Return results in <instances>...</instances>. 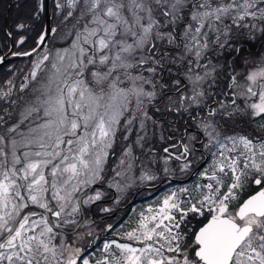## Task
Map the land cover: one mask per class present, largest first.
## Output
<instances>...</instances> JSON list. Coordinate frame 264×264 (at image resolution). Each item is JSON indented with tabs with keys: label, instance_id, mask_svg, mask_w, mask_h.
Masks as SVG:
<instances>
[{
	"label": "rangeland",
	"instance_id": "1",
	"mask_svg": "<svg viewBox=\"0 0 264 264\" xmlns=\"http://www.w3.org/2000/svg\"><path fill=\"white\" fill-rule=\"evenodd\" d=\"M65 3L63 6L59 2L58 8L66 7L70 24L54 27L49 43L31 58L28 72L19 81H13L8 95H4L12 97L5 100L0 94V103L3 100L5 103L0 108V239L10 232L24 208L35 205L49 211L44 200L47 190L44 172L53 160L59 162L55 165L59 171L52 178L53 191L48 189L47 193L60 218L54 219L52 225L73 231L84 221L79 232L66 235L53 230L43 213L29 210L1 247L0 264H70L74 256H81L99 237L103 238L101 232L106 235L112 223L95 222L89 215V207L96 200L105 199V192L97 188L86 195L82 201L83 213L79 199L92 186L103 183L107 174L106 184L117 192L128 190L122 183L152 181L147 84L159 91V77L166 73L174 76L173 87H182L180 81L185 79L195 97L202 88L206 89L214 74L213 57L221 60L223 53V57L228 56L235 48V23L240 22L236 14L242 11L250 15L243 14V23L253 20L264 24V0H202L187 12L182 10L193 0L186 3L184 0H66ZM259 23L260 26L253 25L251 30H245L244 25L243 31H237L239 38L245 37L247 31L252 42L253 38L257 39L251 44L254 49L260 42L264 44V28ZM169 26H175L179 33ZM177 35L182 37V49L178 47ZM153 44L162 47V52H156ZM169 46L171 49L167 50ZM162 54L158 60L163 61L158 65L147 56L157 58ZM257 54L260 59L242 61L239 66L248 72L243 84L248 103L241 113L237 111L235 117L229 118H238L237 121L229 126L206 128L211 145L218 139L226 141L218 147L224 154L219 159L216 157L212 171L206 170L203 175L202 195L195 202L199 205L180 210L186 203V190L165 194L155 205L141 204L139 230L133 232L135 242L113 238L104 242L105 247L115 248L119 253L117 264H196L183 260L187 252L180 250L177 242L179 224H192L193 216L201 215L235 219L236 200L244 193L246 183L253 184L255 179L264 183V155H261L264 145L260 142L264 131L255 130L243 118L246 114L254 118L264 113V47ZM140 62L152 64L140 70L135 68ZM178 74L182 78L176 77ZM134 100L141 102L142 107ZM124 118L130 119L125 121L126 126L138 120L143 135L116 141L115 130ZM133 131L129 127L127 135ZM133 152L139 155L138 159ZM230 152L234 153L226 159ZM53 155L54 158L45 162ZM21 161L23 168L15 165ZM110 171L120 182L110 181ZM227 177L230 182L226 186ZM112 211L102 209L103 213ZM237 222L241 226L251 225L253 231L238 249L232 264H255L253 257L264 260V217ZM88 262L87 258L82 259V264Z\"/></svg>",
	"mask_w": 264,
	"mask_h": 264
},
{
	"label": "flooded vegetation",
	"instance_id": "2",
	"mask_svg": "<svg viewBox=\"0 0 264 264\" xmlns=\"http://www.w3.org/2000/svg\"><path fill=\"white\" fill-rule=\"evenodd\" d=\"M187 1L188 0H184L185 3ZM201 3L202 0H193V3H191L189 7L186 8L184 7L182 11L187 12V9L190 8L191 6L196 7L198 4ZM64 4L66 5L67 3L64 2ZM11 5H12V0H10L9 2V9L11 8ZM51 9H52V3H51ZM183 12L181 16L184 17ZM241 13L242 11L236 14V16L240 18V22L238 24L235 23L236 29H235V36L233 37L235 48L228 56L223 57L224 55L223 53L221 60L216 61L215 57H213L212 62L215 70L214 74L212 75L211 80L207 81L206 89L203 88L202 90L200 89L201 90L200 94H196L194 97L193 96L194 93H190V89L188 90V86H187L188 82L185 81V79L184 81L179 80L183 84L182 87H178V86L173 87L172 79L174 76L171 75L170 78L166 73H162L161 76L159 77L161 82V84L158 85L160 89L159 91H154L155 86L150 85L149 83L147 84V86L145 87V89L149 90V104L147 106V114L149 118H148L147 126H148L149 135L151 137L150 142L152 141L151 146L153 148L152 151L150 152V155L153 158L152 161L154 166V167L151 166L152 181L147 184H141L140 183L141 181L139 180H135L133 184L122 183V185L128 190L125 191V193L124 191L117 192V190L106 184L107 182L106 176H108L107 174L105 176V180L103 181L102 185L106 187H110L115 191V199H113L114 194L112 191L107 189H101L105 192V196H104L105 199H98L95 202L91 203L89 207V211H90L89 215L94 221H102L103 219V218L97 219L95 213V208L99 206V203L101 202L105 203L103 205L104 206L106 205V208H109V210L110 208L111 210L115 208L116 209L115 212L119 211L118 215H120L121 212H125L129 208H131L134 211L136 205H138V203H140L141 201H145V203L148 205H155L160 201L161 197L164 196L165 194L171 195L174 191H178V190H186L187 192L186 198H184L186 203H183L180 206V210L189 209L193 207L195 202L197 203L199 202V198L202 195L203 186H204V179L202 180L203 175L205 174L206 170L212 169V166L216 162L215 159L217 158L219 159V157L224 154L221 150L218 149V147L221 146V143H225L226 141V140L218 139L212 141L213 144L211 145V140H210L211 135L206 133V128H208V130L211 128L214 129V126L218 127L224 124L229 126L230 124H234L235 121H237L238 118L235 119H229V118L235 117L236 116L235 113H237V111L240 112L241 110H244L243 108H245L248 103L247 100L244 98V93H246L247 91L244 90L246 89V87L243 85L244 82H246V77L248 75V72L246 70L239 69V66L242 65L243 63L242 61L250 60L251 62H255L257 60V57H259L260 59L261 56L257 54V51L263 50L264 47V44L260 42L257 46L258 49L257 48L254 49L253 46H251V44L256 42L257 39L253 38V42H252V40L249 39L250 34L247 31L244 33L245 37L243 38L237 37V31L239 30L243 31L244 25L247 26L245 30H251L253 25L260 26L257 24L259 22H255L253 20H250V22L247 23H243V21L245 20L243 14H246V16H250V15L246 12H243L242 15L239 16ZM179 24L180 22L178 23V27L180 26ZM259 24H261V27L264 28V24L262 23ZM167 28L174 30V33L176 34L179 33L177 31L178 29H176L175 26H169ZM176 39H177V43L179 44L178 46L179 49H182L183 46L182 37L177 35ZM12 43H13V47H11V40H10V48L8 51H4L2 45V49L5 54L9 53L10 51L11 54H13V48H14L13 39H12ZM153 45L156 48V52L160 50L162 52V47H160L158 44H153ZM169 49H171L170 46L167 47V50ZM167 50L165 51L169 52ZM165 51L163 52L165 53ZM147 56L150 57L148 59H152V63L154 65H158L163 61V60L162 61L158 60L163 57V54L157 56V58L156 57L153 58L154 55H147ZM206 56L207 55L204 56L205 59ZM188 59L194 60V58L190 56H188ZM201 62H203V59L201 60ZM144 63L146 62L138 63L137 66H135V68L138 67L140 70H142L144 69V67L146 66L150 67L152 64L151 63L149 65H144ZM144 73L145 71H143L140 74H144ZM127 74L130 76L129 71L127 72ZM176 77L182 78L180 77L179 74ZM157 80L159 79L157 78ZM12 82H13V76L11 77V83H10L13 85ZM9 87L0 89V94L3 95V98L5 100L9 97V96L4 97V95H8V91L10 89ZM11 97L12 96H10L9 99ZM134 101L135 104L138 105V107H142L141 102L139 103L136 100ZM2 106L5 107V105H1L0 107ZM263 115L264 113L252 118V116L246 114L243 118H245V120H248L250 122L251 127H253L255 130H259L257 126L260 124V119ZM124 119L122 120L121 125L117 127V129L115 130L116 141H124V140L128 141L126 139L128 136H129L128 139H131L132 137L137 139L143 135L139 130L140 124L138 120L126 126L125 121H129L130 119H125V120ZM129 127H131L134 131L127 135ZM260 129L261 132L264 131V128L261 127ZM118 133H121V135L117 138ZM157 138L162 140L161 143L158 142ZM260 142L264 145V139H260ZM261 150H262L261 155L262 154L264 155L263 146ZM233 153L234 152H230V154L228 153L226 159H229L233 155ZM134 155L136 159L139 158V155H137V153H135ZM54 157L55 155H53V157H48L45 160V162H47L48 159ZM262 160H264V158ZM205 161L206 163L204 164ZM58 163L59 162H55V160L49 162V164L46 165V170L44 172L45 173L44 177L47 178V190L44 200H45V204L49 209L48 212L50 213H52L53 201L50 199L49 197L50 195L49 193H47V191L48 189H51V191H53L51 182L55 172L59 171V167L57 169L55 167V165H58ZM15 165L21 166V168H23L22 161ZM243 166L244 165L242 164V167ZM164 170L165 173H163ZM188 171L191 172L188 176L185 177L184 173H187ZM145 174L148 175V173ZM37 177L40 178L42 177V175L37 174ZM109 178L110 181L120 182V180H118L119 178L115 176L111 171L109 172ZM165 179H171L173 181L164 182ZM20 180L22 183L23 179L20 178ZM262 188L264 189V187H262V181H261V185L259 187H256V190L250 195H253ZM140 191L142 192L139 193ZM146 193L149 194L147 196H143L142 198H140L143 194ZM136 195L137 197L134 204L130 205V203L132 202V200ZM197 203L195 204V206L199 205ZM111 215L112 214L108 213V215L104 218H108ZM251 217L256 218L255 216L252 215L248 216L247 218H251ZM53 220L54 219H52V221ZM86 220L87 218L85 213V222ZM80 229L81 227L78 229L77 232H79ZM53 230L55 229L53 228ZM55 231L66 235H71V231H59V230H55ZM5 236L6 235H4L0 239V242L4 239ZM6 241L0 244L1 251L3 250L1 247L6 243ZM80 259L81 256H74L70 264H80L79 263Z\"/></svg>",
	"mask_w": 264,
	"mask_h": 264
},
{
	"label": "trees",
	"instance_id": "3",
	"mask_svg": "<svg viewBox=\"0 0 264 264\" xmlns=\"http://www.w3.org/2000/svg\"><path fill=\"white\" fill-rule=\"evenodd\" d=\"M65 1L66 0H52L53 28L60 25H69L71 21L67 16L68 10L65 9L66 7H64V9L58 8L59 2L64 6ZM9 2L10 0H0V40L2 42L3 49L4 51L9 50L11 36L14 42L13 53H28L37 47L38 41L44 32L46 20L45 0H12L10 9ZM31 61L32 59L17 61L2 67L0 69V89L11 86L10 83L12 76L13 81H15L18 80L23 74L25 75L28 72L27 66L32 64ZM4 104L5 103L3 100L0 103V106ZM260 126L264 128V115L260 119V124L257 126L259 130L257 131H261ZM229 182L230 179L227 177L225 185L227 186ZM262 187H264L263 181ZM255 190L256 187L252 184V182H247L244 193L238 195L237 197L235 210H237L238 207L244 202L245 198H247ZM103 204L105 203H100L99 206L95 208L96 217H98V219L104 218L108 215V213L102 212V209L106 207V205L104 206ZM140 205L145 207L148 204H146L145 201H141L138 203V205H136L134 211L129 208L125 212H121V214L116 217V220L114 219L115 221L111 220L110 217L100 221L102 224L104 222L110 221L112 223V228L108 231V233H106V235L103 234V231L101 232L103 238L99 237V239H97L92 244L91 248L85 249V252L81 254L79 263L82 264L83 258H87L89 260V264H117L120 262V255L119 253L115 252V248L110 249L105 247L104 242L105 240H110L111 238L124 242L129 240H133L135 242L134 239L136 238H133V232L137 233L139 230V214L142 208ZM137 207H139V210H136ZM114 209L110 214L115 212L116 209ZM174 215L178 216V214ZM210 217H212V215H201L199 217L193 216L192 224L189 222H185L183 224L181 222L179 224L177 229V233L179 234L177 236V242H179L180 250L182 249V251L187 252V255L184 256L183 260H187L188 262L193 261L196 264H202L195 257V249H197V245L194 247L193 244H195L194 239L196 233L209 220ZM130 233L133 234L130 235ZM106 236L107 238H105ZM189 248H191V251H186ZM253 258V262H255V264H264V260L260 259V257Z\"/></svg>",
	"mask_w": 264,
	"mask_h": 264
},
{
	"label": "water",
	"instance_id": "4",
	"mask_svg": "<svg viewBox=\"0 0 264 264\" xmlns=\"http://www.w3.org/2000/svg\"><path fill=\"white\" fill-rule=\"evenodd\" d=\"M51 2L52 0H45V6H46L45 28L40 40L38 41L37 47L34 50L25 54H11V51L5 54L2 49V44L0 41V69L13 62L31 59L37 56L44 49L53 30V16H52ZM10 40H11V47H13L11 36H10ZM205 163L206 161L204 162V164ZM165 181H173V180L165 179L164 182ZM254 185L256 187H259L261 185V180L255 179ZM96 188L107 189L112 191L114 194L113 199H115V191L113 189L102 185V183L94 185L90 188V190L87 193H84L79 199V204L82 213H83L82 201L84 197L88 193H91ZM141 192L142 191H140L139 193ZM137 195L134 197L130 205L134 204ZM31 209L45 213L47 220L51 225H52L51 218L58 219L60 217L59 212L56 210H53L52 213H49L48 211L42 208L36 206H28L17 217L10 232L0 242V244H2L4 241H6L14 234L16 228L18 227L21 221L23 214ZM118 212L119 211H116L110 217L115 218L118 215ZM251 215L255 216L256 218L264 217L263 188L257 191L256 193H254L253 195L249 196L248 198H246L244 202L240 205L236 213V217L240 221L246 219L248 216ZM83 221L71 232V234H74L78 231ZM52 227L55 230L64 231L58 227H55L54 225H52ZM252 231H253V227L251 225L241 226L235 219H232L228 216L211 217L196 233L195 242L198 245V249L195 252V256L202 264H232L238 249L247 240V238L250 236Z\"/></svg>",
	"mask_w": 264,
	"mask_h": 264
}]
</instances>
